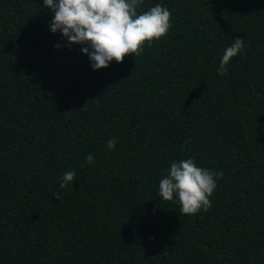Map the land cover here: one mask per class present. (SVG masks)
I'll list each match as a JSON object with an SVG mask.
<instances>
[{"label": "trees", "instance_id": "obj_1", "mask_svg": "<svg viewBox=\"0 0 264 264\" xmlns=\"http://www.w3.org/2000/svg\"><path fill=\"white\" fill-rule=\"evenodd\" d=\"M156 4L167 35L93 70L43 0H0V264H264V0ZM187 158L224 173L194 215L159 196Z\"/></svg>", "mask_w": 264, "mask_h": 264}, {"label": "clouds", "instance_id": "obj_2", "mask_svg": "<svg viewBox=\"0 0 264 264\" xmlns=\"http://www.w3.org/2000/svg\"><path fill=\"white\" fill-rule=\"evenodd\" d=\"M54 13L50 31H59L66 38V46L86 45L81 52L86 54L93 70L106 68L115 60L120 63L129 54L140 56L146 44L167 35L171 27V12L167 7L156 4L149 10L138 13L144 0H43ZM60 48V44L54 45ZM244 52V41L237 36L227 47L220 60L218 75H227L230 60ZM115 138L107 141L112 150ZM94 156L88 153L86 163L92 164ZM159 181V196L165 201L180 205L181 215H194L211 207L209 199L217 188L223 171L199 167L194 159L173 161ZM76 180L74 170L67 171L59 180L65 188ZM60 199L59 193L53 194Z\"/></svg>", "mask_w": 264, "mask_h": 264}]
</instances>
